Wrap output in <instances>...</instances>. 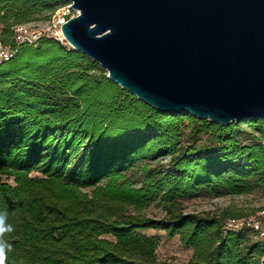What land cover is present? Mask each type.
Masks as SVG:
<instances>
[{"label":"trees","instance_id":"trees-1","mask_svg":"<svg viewBox=\"0 0 264 264\" xmlns=\"http://www.w3.org/2000/svg\"><path fill=\"white\" fill-rule=\"evenodd\" d=\"M53 1L0 0V41L12 44L14 27ZM243 122L258 136L240 138ZM138 166L137 181L129 171ZM257 187L264 192V118L221 125L161 112L55 38L0 62V212L13 227L5 264H171L157 259L147 228L179 236L193 250L188 264H264L258 231L225 228L248 214L183 204ZM155 202L162 218L144 214Z\"/></svg>","mask_w":264,"mask_h":264},{"label":"water","instance_id":"water-1","mask_svg":"<svg viewBox=\"0 0 264 264\" xmlns=\"http://www.w3.org/2000/svg\"><path fill=\"white\" fill-rule=\"evenodd\" d=\"M66 42L153 108L264 118V0H63Z\"/></svg>","mask_w":264,"mask_h":264},{"label":"rangeland","instance_id":"rangeland-1","mask_svg":"<svg viewBox=\"0 0 264 264\" xmlns=\"http://www.w3.org/2000/svg\"><path fill=\"white\" fill-rule=\"evenodd\" d=\"M63 4V0H54L51 5L55 7L53 11L44 10L36 17H32L29 22H46L50 14L57 10ZM188 122L184 126V138L188 136L189 132ZM251 134L258 136V131L252 129L248 123L243 122L240 126L239 137L243 140L249 141ZM164 164L168 161L163 159ZM38 172H33L32 176H39ZM129 175L134 180H139L141 177L139 166L129 171ZM12 182L13 179H9ZM183 204L187 211L208 212L219 211L221 209L231 207L238 212H243L248 215L262 216L264 211V192L261 188H256L250 194H235L222 197L201 195L193 199L184 200ZM144 214L153 218H162L165 215L164 208L161 203L155 202L149 208L144 210ZM264 221V220H263ZM148 235L155 236L158 241V248L156 251L158 260H167L171 264H188L193 254L191 248L183 247L179 236L169 237L162 229L147 228L143 230ZM260 235V234H259ZM106 237L112 239L113 237L107 235ZM257 237V236H256ZM260 237V236H258Z\"/></svg>","mask_w":264,"mask_h":264},{"label":"built area","instance_id":"built-area-1","mask_svg":"<svg viewBox=\"0 0 264 264\" xmlns=\"http://www.w3.org/2000/svg\"><path fill=\"white\" fill-rule=\"evenodd\" d=\"M72 5L73 1H64V3L57 10L50 14V17L46 22L17 24L14 27L13 43L4 44L0 41V62L13 57L16 53L17 47L20 45H35L43 37L55 38L61 40L62 42L66 41L62 32V25L69 18L80 13V11ZM263 220L264 211L262 212V216L245 215L230 218L225 222V228L229 230L252 228L258 231L261 237H264Z\"/></svg>","mask_w":264,"mask_h":264},{"label":"clouds","instance_id":"clouds-1","mask_svg":"<svg viewBox=\"0 0 264 264\" xmlns=\"http://www.w3.org/2000/svg\"><path fill=\"white\" fill-rule=\"evenodd\" d=\"M12 231V225L7 223V213L0 212V264H5L7 253L11 251L12 245L5 239V235Z\"/></svg>","mask_w":264,"mask_h":264}]
</instances>
